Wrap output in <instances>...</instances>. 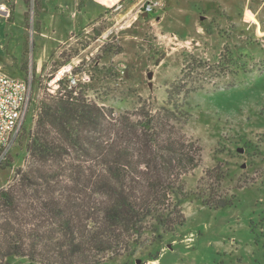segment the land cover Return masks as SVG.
I'll return each mask as SVG.
<instances>
[{"label":"rangeland","instance_id":"374dc122","mask_svg":"<svg viewBox=\"0 0 264 264\" xmlns=\"http://www.w3.org/2000/svg\"><path fill=\"white\" fill-rule=\"evenodd\" d=\"M35 1L29 0L25 6L23 0H16L14 6L16 25L12 33L23 24L26 40L23 52L17 46L22 41L20 36L14 38L13 53L6 42L0 48V67L5 73L31 78L28 111L14 144L0 163V190L16 188L17 170L29 168L26 144L40 101L45 93L56 95L65 90L62 84L58 89L48 85L64 65H71L73 74L88 76L78 90L88 99L109 107L115 115L134 112L141 103L157 108L166 101L167 87L181 76L183 68L187 88L196 89L187 96V121L173 123L182 128L187 137L197 140L202 151L199 166L184 178L186 189L195 192L199 186V192L205 193L214 189L221 196L231 197V204L211 209L199 200H186L181 205L185 221L173 233L136 249L133 255L105 259L102 264H155L153 259L158 264H264V5L258 9V3L264 0H253L250 4L257 11L256 16H261V27L256 37L239 36L241 43L249 44L245 47L248 52L244 49L242 57L237 52V56L223 55L226 41L217 52L216 38L209 34L196 39L184 38V34L175 29L173 20L179 17L180 9L189 10L183 6L185 0H158L161 6L148 14L150 20L136 22L128 35L100 22L94 30L88 33L83 30L53 52L49 44L40 46L41 40L34 32L38 11ZM104 1L113 4L107 12L111 15L125 13L129 3L138 1L132 12L140 16L143 13L137 12L138 6L146 0ZM228 1L202 0L200 11L204 17L208 16L215 33L229 37L231 33L236 35L238 21L218 23L211 15L214 12H207L210 8L207 2H210L212 10L226 16ZM10 4L6 6L11 9ZM161 15L165 16L164 21L158 22L160 18L156 16ZM0 18L10 21L12 13ZM185 25L192 26L190 17L186 18ZM10 29L9 25L8 31ZM228 42L233 44L234 38ZM243 64H246V73L241 69ZM149 72L153 73L151 79L147 76ZM82 160L85 159L79 157L66 164L48 162L45 167L54 170L56 183L53 181L52 192L41 191L42 196L62 199L68 194L74 177L69 165ZM58 181L61 182L58 184ZM17 194L20 205L22 203L19 214L26 211V206L41 205V199L30 190H19ZM9 224L25 228L17 227L21 223L3 209L0 212V250L4 241L3 227ZM8 264L41 263L15 256Z\"/></svg>","mask_w":264,"mask_h":264},{"label":"trees","instance_id":"16d2710c","mask_svg":"<svg viewBox=\"0 0 264 264\" xmlns=\"http://www.w3.org/2000/svg\"><path fill=\"white\" fill-rule=\"evenodd\" d=\"M35 2L39 8L40 0ZM180 74L157 108L141 103L118 115L65 80L60 94L45 93L26 144L29 168L17 170L16 188L0 190V212H11L17 227H25H3L1 264L15 256L41 264H102L173 233L185 221L186 200L211 209L231 204V197L214 189H186L184 178L199 166L202 151L173 123L187 121V96L196 89L187 88L183 68ZM79 157L85 160L69 165V193L43 197L40 192H52L56 183L45 165ZM19 190H30L41 205L19 214Z\"/></svg>","mask_w":264,"mask_h":264},{"label":"crops","instance_id":"0c3cea01","mask_svg":"<svg viewBox=\"0 0 264 264\" xmlns=\"http://www.w3.org/2000/svg\"><path fill=\"white\" fill-rule=\"evenodd\" d=\"M181 1L183 0H178V2ZM201 1L202 0L184 1L183 6L188 7L189 10H179V17H176L175 20H173L176 23L175 29L180 30V34H184V38L191 37L193 39H196L197 37H203V35H212L216 38L215 41L218 44L215 45L217 52L219 50H222V46L225 45L224 43L226 41L228 44L225 45L226 53L224 54H231V56H234L237 52V55H239L240 57L245 56L242 54V52L246 46L248 47L249 44L246 45L244 42L241 43L238 40L239 36L247 34L248 36L256 37V32L259 33L261 27V16L257 17V11L255 12V8L253 6L250 7V4L253 0H227L229 11H227L226 16L223 13L222 15H219V12L217 10H212V3L207 2L208 6L210 7L209 9H207V12H214V14L211 15H214L213 20H215L216 22L226 23L230 21L235 22V20L238 21L239 27H237V29L235 30L236 35L234 33H231L229 37L227 35H218L213 31L210 20H207L208 16L204 17L203 14H201ZM137 2L138 1L129 3L125 8V13L122 14L120 12H117L114 15H111L110 12H107L110 10V8H112L113 4H107L104 0H40L39 8L36 14V29L34 30V32L37 35L38 40H41L39 42L40 46H42V44H49L50 47L53 48V52L61 43H66L74 35L82 33L83 30H85L87 33L90 30H94L93 28H95L96 25L100 24V22L105 23L107 28L114 27L115 30L119 31L120 33L124 32L128 35L131 32L130 28L134 27L136 22L140 20H150V18H148L149 15L145 17H143L142 15L137 16L136 12H132ZM7 3L12 4V9L8 8L9 15L10 13H12V20L6 21L1 20L0 18V48H3V44L6 42L7 48L13 53L15 49L14 47H16L15 45H13L14 38L20 36L22 38V41L17 46H20V49H22L23 52V38L25 34V28L23 24H21V26L17 28V32L12 33V27L16 25L13 21V11L16 0H0V4L6 5ZM263 5L264 2H259L258 9H261ZM130 12H132V14H130ZM197 14H199L198 19ZM165 15L168 14L165 13ZM3 16L4 15L0 12V17ZM187 17H190V21L192 22V26L189 28L185 25ZM156 18H160L158 20V22H160L164 21L165 16H156ZM197 20L199 23L197 22ZM9 25L11 29L8 31ZM218 38L220 39L219 42ZM233 38V44L232 42L229 43L228 40H231ZM236 43H238L237 46H235ZM246 49L245 51L248 52ZM44 62L45 61H43L42 64ZM232 62L234 63L233 59ZM245 65L246 64H243L241 66V69L244 73L247 72ZM153 261L155 264H158L157 260L153 259Z\"/></svg>","mask_w":264,"mask_h":264},{"label":"built area","instance_id":"2783aa9c","mask_svg":"<svg viewBox=\"0 0 264 264\" xmlns=\"http://www.w3.org/2000/svg\"><path fill=\"white\" fill-rule=\"evenodd\" d=\"M158 6H161L160 1L146 0L139 4L137 12L149 14ZM0 12L6 17L9 16L6 5L0 4ZM72 70L71 65H64L50 79L48 85L58 89L65 80L67 87L77 88L80 83H85V79H89L86 75L73 74ZM30 97L31 78L10 76L0 67V163L17 138L28 111Z\"/></svg>","mask_w":264,"mask_h":264},{"label":"water","instance_id":"95a60500","mask_svg":"<svg viewBox=\"0 0 264 264\" xmlns=\"http://www.w3.org/2000/svg\"><path fill=\"white\" fill-rule=\"evenodd\" d=\"M142 16L145 17V16H148V14L147 13H143ZM147 76H148L149 79H151L152 76H153V73L149 72ZM149 86L150 87L152 86V82L151 81H149Z\"/></svg>","mask_w":264,"mask_h":264}]
</instances>
